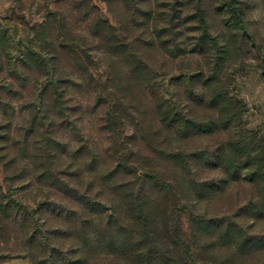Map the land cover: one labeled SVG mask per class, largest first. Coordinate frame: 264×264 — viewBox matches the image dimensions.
<instances>
[{
    "label": "rangeland",
    "instance_id": "rangeland-1",
    "mask_svg": "<svg viewBox=\"0 0 264 264\" xmlns=\"http://www.w3.org/2000/svg\"><path fill=\"white\" fill-rule=\"evenodd\" d=\"M189 1L186 8L181 6ZM230 1L135 0L131 11L122 0H0V264H49L56 254H61L57 264L264 263L259 254L236 259L222 246L199 251L191 242L184 200H163L168 208H160L143 234L148 257L140 255L142 250L124 257L87 247L80 227L56 216L52 205L56 200L71 206L70 198L56 186L64 181L90 197L102 195L95 179L66 155L81 145L74 136L77 128L101 160L108 162L112 156L133 162L140 174L161 168L170 172L172 165L163 157L167 149L210 146L208 138L175 140L159 125L157 104L175 109L185 101L190 81L199 87V77L209 73L206 60L193 53L166 56L167 48H161L159 41L170 39L162 21L167 16L174 15L171 33L186 50L193 47L188 43L200 37L199 14L206 21L208 35L228 47L231 57L223 75L227 91L242 105V126L264 138V0L234 4L244 16V27L239 30L231 29L226 21L231 16L226 10ZM147 10L155 16L148 26L142 14ZM58 11L66 15V23V17L73 15V35L87 37V26L100 18L106 25H99L98 31L112 37L109 43L115 51L97 58L93 52L84 53L77 42L75 52L65 51L63 32L56 27ZM156 29L160 36L154 38ZM150 37L155 46L145 43ZM54 51H59L55 72ZM58 78L65 81L58 83ZM57 86L64 112L57 111ZM137 119L145 126L143 133L134 126ZM59 142L65 152L56 147ZM48 169L50 178L45 173ZM186 199L196 203L195 209L206 205L196 195ZM205 208L209 215L227 212L220 201ZM147 233L151 234L148 238ZM179 234L191 245V256L176 250Z\"/></svg>",
    "mask_w": 264,
    "mask_h": 264
},
{
    "label": "trees",
    "instance_id": "trees-1",
    "mask_svg": "<svg viewBox=\"0 0 264 264\" xmlns=\"http://www.w3.org/2000/svg\"><path fill=\"white\" fill-rule=\"evenodd\" d=\"M122 1L131 11L135 8V0ZM190 2L181 6L186 8ZM236 2L238 0H231L226 5L231 15L226 21L231 29L239 30L244 27V16L243 11L234 5ZM142 14L148 21L145 24L147 26L150 20L155 19L150 10ZM65 16L59 12L60 18L56 21L58 31L63 32L61 36L66 42L63 47L65 51L75 52L77 43L83 45L84 53L93 52L97 58H101L103 53L115 51L109 43L113 41L112 37L98 31L99 25H106L100 18L95 19L90 27L87 26L89 35L85 37L72 34L76 30V23L71 21L73 15L66 17L69 21L67 23ZM199 16L202 31L198 39L188 43L193 46L190 50L180 46L171 33L174 15L162 19L163 26L170 34L168 41H159L161 48H167L166 56L176 58L185 53H193L206 60L209 73L199 77V87L193 86L190 81L189 89L185 90V101L178 103L175 109L158 103L156 112L160 128H163L167 136L181 141L195 137L208 138L210 146L198 150L180 147L167 149L163 157L172 165L170 172L161 168L158 171L144 170L141 174L138 173V167L132 166L133 162H121L112 156L108 162L101 160L99 152L88 143V137L79 128L74 136L81 145L75 150L66 151V155L75 159L81 170L95 179L102 195L90 197L65 181L62 185L57 183L58 190H63L67 198H70L71 206L54 200L53 211L64 222L77 224L82 231L84 244L97 248L100 253L131 257L142 250L140 255L148 257L150 253L144 249V231L153 222L152 218L159 216L160 208H168V205L162 204L163 200L174 199L175 202L184 200L186 204L183 209L189 224L188 231L192 235L191 242L199 251L206 252L211 247L222 246L236 259L253 254L264 257V138L242 126V105L229 95L223 80L224 68L231 57L230 51L227 46H220L215 37L208 35L206 21L202 15ZM66 28L68 36L65 35ZM155 36H160L157 29ZM150 38L145 43L150 47L155 46L154 38ZM58 57L59 51H54L51 63L54 72L57 70ZM56 81L59 83L65 80L58 78ZM58 88L55 103L57 111L64 112ZM69 126L72 128L70 123ZM134 126L143 133L145 126L140 119L134 122ZM136 139L134 136V142ZM53 141L54 138L47 142L46 150L52 146ZM56 147L65 152L63 143L59 142ZM49 154L53 158L56 156L55 153ZM50 171H45L48 178L52 176ZM44 177V174L40 175V178ZM193 195L198 196L206 205L220 201L226 204L227 212L209 215L206 205L195 209L196 203L186 199V196ZM142 217L145 219L142 220ZM134 223L141 225L137 227ZM256 224L263 226L255 228ZM178 237L175 241L176 250L191 256V245L186 244L184 235L179 234ZM166 253L161 252V256ZM60 255L52 256L48 263L57 264L56 258ZM161 264H167L166 260L161 261ZM173 264L178 263L174 260Z\"/></svg>",
    "mask_w": 264,
    "mask_h": 264
}]
</instances>
